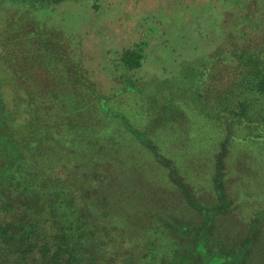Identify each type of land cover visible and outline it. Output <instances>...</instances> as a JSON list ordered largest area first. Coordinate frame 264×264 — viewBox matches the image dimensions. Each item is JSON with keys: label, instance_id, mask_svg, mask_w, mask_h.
Returning <instances> with one entry per match:
<instances>
[{"label": "trees", "instance_id": "trees-1", "mask_svg": "<svg viewBox=\"0 0 264 264\" xmlns=\"http://www.w3.org/2000/svg\"><path fill=\"white\" fill-rule=\"evenodd\" d=\"M66 1L79 0H0L8 30L0 32V65L8 86L24 93L8 106L0 83V264H264V184L254 186L252 171L247 183L228 181L223 161L207 172L195 145L201 122L180 114L193 106L206 122L264 133L248 97L264 93V15L250 34L240 26L249 3L237 6L229 45L163 80L158 90L168 96L150 95L140 113L146 124L136 127L106 114L105 96L86 95L80 70L36 21ZM144 49H124L117 65L139 68ZM56 61L76 84L55 78ZM118 77L124 90L142 93ZM251 149L264 144L236 156L249 160Z\"/></svg>", "mask_w": 264, "mask_h": 264}, {"label": "rangeland", "instance_id": "rangeland-1", "mask_svg": "<svg viewBox=\"0 0 264 264\" xmlns=\"http://www.w3.org/2000/svg\"><path fill=\"white\" fill-rule=\"evenodd\" d=\"M247 2V18L240 21V26L248 24V31L252 34L254 24L264 15V0L66 1L54 6L51 12L43 11L36 21L49 30L51 37H57L55 47L60 46L58 48L63 50L67 58L64 63L80 70V79L86 82V95L94 96L90 92L95 94L97 91V94L106 97V114L114 111L126 115L130 124L139 127L146 124L145 115L140 113L148 109L147 98L151 95L155 101L159 95L168 96L166 91L158 90L163 80L170 79V83H173L185 63L229 45L227 34L232 27L229 19L237 14V6H244ZM19 13L20 10L10 11L8 17L15 20L21 17ZM240 26L233 33L236 34L235 39H238ZM14 29L20 31L21 28ZM2 31L8 32L6 27L0 25ZM137 43H142L145 48L142 64L137 69L125 71L117 65L120 54ZM64 63L56 61L54 70L60 76L55 75V78H66L76 84L64 71ZM54 70L48 69L47 72L53 75ZM118 76L134 80L142 88V93L124 90L123 79ZM11 77L0 65L1 91L8 106L14 95H24L22 90L8 86ZM248 97L250 111L259 121L264 116V93L253 92ZM180 114L184 116V122H201L196 132L201 140L195 145L202 153L197 161H204L207 172L210 167L216 168L218 162L223 161L224 169L229 173L228 181L242 179L247 183L249 175L246 172L252 171L260 179L255 178L254 186L264 184V150L260 152L252 148L246 152L251 156L249 160L236 156L247 146L251 148L264 144L263 132L256 131L247 137L243 125L234 129L231 123L222 125L217 119L206 122L204 113L193 106H183ZM115 118L123 122L120 117ZM117 119L113 120L116 122ZM168 127L176 126L172 124ZM198 165L201 169L199 162ZM238 167L243 171L235 172Z\"/></svg>", "mask_w": 264, "mask_h": 264}]
</instances>
